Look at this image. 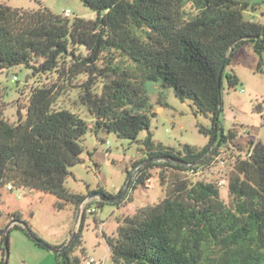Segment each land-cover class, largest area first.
Listing matches in <instances>:
<instances>
[{
  "label": "trees",
  "instance_id": "trees-1",
  "mask_svg": "<svg viewBox=\"0 0 264 264\" xmlns=\"http://www.w3.org/2000/svg\"><path fill=\"white\" fill-rule=\"evenodd\" d=\"M80 1L96 14L94 20L70 21L46 8L28 11L0 4V72L22 66L33 76L55 74L66 83L62 92L78 76L86 75L78 99L93 119L88 123L70 110L55 109L61 95L55 84L33 88L16 124L7 123L0 114V186L52 194L60 201L59 210L67 204L77 210L85 197L70 194L64 182L69 168L81 162L82 137L92 129L95 134L104 130L135 140L148 131L156 113L148 107L144 84L159 82L180 102L190 100L211 116L210 128H198L209 138L208 144L177 150L155 145L147 133L146 157L132 169L152 160L170 169L167 177L163 171L160 174L166 183L165 196L156 205L117 219L115 236L106 240L112 264H264V145L250 140L245 149L238 147L224 185L191 181L187 175L212 161L205 159L215 144L217 156V148H228L237 138L232 130L224 133L220 125L222 80L229 89L238 84L226 69L245 45L259 57L260 69L264 24L245 20L243 13L264 5V0ZM72 47H83L85 56H76ZM113 53L128 60L130 67L112 64L109 58L108 67L99 70L98 92L96 63L102 54ZM255 110L262 108L258 105ZM146 169L140 170L134 186L145 187ZM224 186L226 202L220 192ZM96 204L101 208L109 203ZM88 209L71 245L56 252L57 264L88 261L81 239ZM11 221L7 235L13 229L28 236L30 229L19 214H13ZM4 233L1 228L0 264H6Z\"/></svg>",
  "mask_w": 264,
  "mask_h": 264
},
{
  "label": "rangeland",
  "instance_id": "rangeland-1",
  "mask_svg": "<svg viewBox=\"0 0 264 264\" xmlns=\"http://www.w3.org/2000/svg\"><path fill=\"white\" fill-rule=\"evenodd\" d=\"M0 4L28 11L46 8L57 16H63L64 12L70 11L68 17L70 21L74 18L94 20L96 17V14L80 0H0ZM189 5L188 3L186 6ZM243 17L245 20L264 24V5H259L255 10L245 11ZM72 50L76 56H85L83 47H72ZM109 58L112 59V64L130 67L128 60L116 53L102 54L96 63L97 70L94 76L96 77L94 89L98 92L101 88L99 70L108 67ZM261 59L262 65L258 70L259 57L249 45L243 46L232 57L226 72L233 73L238 79V84L235 88L229 89L226 79L223 78L222 112L219 121L224 133L232 130L237 138L228 148H217L219 152L217 156L213 154L217 147L215 144L205 159L212 158V161L201 167L197 174L190 176L191 181L222 182L231 169L238 147L245 149L250 140H259L264 145V52ZM67 61L71 63L72 59L69 58ZM76 79L72 87L66 86L62 92L60 88L66 83L55 74L33 76L22 66L0 72L2 119L9 124H16L19 118H23L30 91L38 86L55 84L61 95L54 108L70 110L88 123L92 122V117L78 99L82 91L79 87L87 77L83 74ZM144 86L148 96V107L151 112L156 113V116L151 118L148 131L140 132L135 140L120 138L104 130H99L95 134L92 129L82 137L81 162L69 168L70 175L64 182L70 194L85 197L82 207L80 205L75 210L73 205L67 204L59 210L57 203L60 201L52 194L30 189L9 190L7 186H0V229L11 228L14 224L11 216L19 214L21 221L28 225L29 233L55 248L66 244L71 235L77 233L85 208L94 209L95 212L85 213L81 230L85 257L86 260L91 259L98 264H112L106 240L115 236L117 219L133 216L141 208L156 205L165 196L166 183H162L160 174L163 171L167 177L170 169L163 168L158 160L145 162L132 169L134 163L146 157L143 142L147 133L151 134L155 145L177 150L184 145L201 149L209 140L198 128L211 127L210 115L201 113L190 100L180 102L171 89L162 88L159 82L147 81ZM258 105L262 108L261 112L255 110ZM145 168L147 169L144 173L148 179L145 187L134 186L140 170ZM101 191L113 197L121 196L115 202L119 203L118 206L105 204L98 208L96 203L100 200L92 195ZM220 192L221 199L226 202L227 188L222 187ZM19 225L24 227L22 224ZM29 233L26 236L21 231L10 230L6 264H57L56 252L36 245ZM76 255L78 256L79 252Z\"/></svg>",
  "mask_w": 264,
  "mask_h": 264
},
{
  "label": "water",
  "instance_id": "water-1",
  "mask_svg": "<svg viewBox=\"0 0 264 264\" xmlns=\"http://www.w3.org/2000/svg\"><path fill=\"white\" fill-rule=\"evenodd\" d=\"M227 58L224 59L223 63H222V66H221V69H220V72H219V80H221V77H222V74H223V70H224V67H225V62H226ZM129 182H130V179H129ZM92 196H97L99 198L100 201L102 202H105V203H109V204H113L115 203L116 201H118L121 196H118V197H115V198H107V197H104L101 193H96ZM85 201V199H84ZM83 201V202H84ZM83 202L81 203V207H82V204ZM9 227L5 230V233H4V247H5V250H6V255H5V258H4V261L7 262V248H8V235H7V231H8ZM30 234V237L31 239H33L36 243L40 244V245H43L45 246L48 250L50 251H54V252H57V253H62L63 251H65L72 243V241L74 240L75 236H76V232H74L71 237L69 238L68 242L62 246L61 248H54V247H51L49 245H47L45 242H43L42 240H40L39 238H37L34 234L32 233H29Z\"/></svg>",
  "mask_w": 264,
  "mask_h": 264
},
{
  "label": "built area",
  "instance_id": "built-area-1",
  "mask_svg": "<svg viewBox=\"0 0 264 264\" xmlns=\"http://www.w3.org/2000/svg\"><path fill=\"white\" fill-rule=\"evenodd\" d=\"M70 11H66V12H64V17H69L70 16ZM14 80H16V78H14ZM239 153L237 152V155H238ZM242 156H243V158L245 157V154L243 153V154H241ZM235 158V157H234ZM187 174L189 175V176H193L194 174H197V173H195L194 171H189V172H187ZM220 184L221 185H224L225 184V181H222V182H220ZM8 189L9 190H11V187L9 186L8 187ZM87 212H89V213H92V212H95V210L94 209H88L87 210ZM86 264H98L96 261H94V260H88L87 262H86Z\"/></svg>",
  "mask_w": 264,
  "mask_h": 264
}]
</instances>
